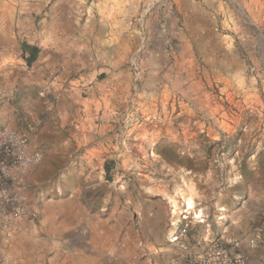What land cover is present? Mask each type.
Wrapping results in <instances>:
<instances>
[{
  "label": "rangeland",
  "instance_id": "1",
  "mask_svg": "<svg viewBox=\"0 0 264 264\" xmlns=\"http://www.w3.org/2000/svg\"><path fill=\"white\" fill-rule=\"evenodd\" d=\"M190 1L177 10L171 0L145 1L144 10L159 12L155 36L169 39L172 11L177 27L198 38L196 49L174 39L171 81L163 68L140 97L141 79L134 80L128 104L113 102L115 112L92 105L87 113L69 97L51 98L65 105L68 122L30 113L26 102L15 125H5L44 153L23 186L27 199L39 212L64 203L74 220L29 217L10 232L0 228V252L65 264L62 235L71 231L76 264H171L212 242L241 243L262 219L264 0H196L205 11L197 18L187 16Z\"/></svg>",
  "mask_w": 264,
  "mask_h": 264
},
{
  "label": "crops",
  "instance_id": "2",
  "mask_svg": "<svg viewBox=\"0 0 264 264\" xmlns=\"http://www.w3.org/2000/svg\"><path fill=\"white\" fill-rule=\"evenodd\" d=\"M145 1L0 0V129L6 124L15 125L26 102L32 107L27 109L30 113H49L52 117L57 115L58 121L61 117L68 122L71 117L66 118L65 105L60 101L50 103L51 98L69 97L71 102L83 104L87 113L92 105L106 108L104 112H115L113 102L121 99L122 106L124 101L128 104L134 80L141 79L137 92L140 97L151 93V80L160 77L163 68L167 70L164 77L171 81L179 61L174 39L178 38L184 48L196 49L198 38L189 26L177 27L172 11L168 12L169 39L155 36L153 27L160 22L159 12L144 10ZM169 4L177 10L182 7V0H171ZM188 5V17L205 15L196 0ZM195 24L205 29V21ZM33 48L37 53L29 61ZM36 145L30 140L32 148H37ZM25 175L26 183L34 179L32 173ZM20 192L28 208L37 210L34 218L74 220L72 214L66 216L72 209L70 206L55 202L51 207L46 204L39 212L34 202L27 199L26 188H21ZM56 207L64 209L65 214L56 211ZM74 211L73 208L71 212ZM2 222L3 207L0 205V228ZM253 222V230L240 244L247 254V264H264L261 246L250 244L257 236L261 220ZM44 236L47 250L48 235ZM62 236L60 251L66 258L64 263L76 264L69 253L74 234L65 231ZM32 239L36 241L37 238L33 235ZM194 249L186 253H193ZM9 251L7 255L0 252V264H35L29 253Z\"/></svg>",
  "mask_w": 264,
  "mask_h": 264
},
{
  "label": "built area",
  "instance_id": "3",
  "mask_svg": "<svg viewBox=\"0 0 264 264\" xmlns=\"http://www.w3.org/2000/svg\"><path fill=\"white\" fill-rule=\"evenodd\" d=\"M43 159L40 149L30 146L29 136L21 130L3 126L0 129V205L3 207L2 228L5 232L37 210L28 208L20 189L26 184L25 173L31 172ZM252 246H261L264 252V216L257 227V236L250 240ZM246 252L239 242L228 240L212 242L200 253H187L175 257L171 264H247Z\"/></svg>",
  "mask_w": 264,
  "mask_h": 264
},
{
  "label": "trees",
  "instance_id": "4",
  "mask_svg": "<svg viewBox=\"0 0 264 264\" xmlns=\"http://www.w3.org/2000/svg\"><path fill=\"white\" fill-rule=\"evenodd\" d=\"M37 53V49L33 48L32 54L29 56V61H32L35 58V54ZM109 168L107 167V175H108Z\"/></svg>",
  "mask_w": 264,
  "mask_h": 264
},
{
  "label": "bare ground",
  "instance_id": "5",
  "mask_svg": "<svg viewBox=\"0 0 264 264\" xmlns=\"http://www.w3.org/2000/svg\"><path fill=\"white\" fill-rule=\"evenodd\" d=\"M194 207V202L192 200H189L188 202V208H187V212L192 209Z\"/></svg>",
  "mask_w": 264,
  "mask_h": 264
}]
</instances>
